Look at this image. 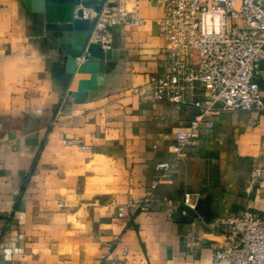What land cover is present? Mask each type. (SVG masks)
Listing matches in <instances>:
<instances>
[{
    "label": "crops",
    "instance_id": "1",
    "mask_svg": "<svg viewBox=\"0 0 264 264\" xmlns=\"http://www.w3.org/2000/svg\"><path fill=\"white\" fill-rule=\"evenodd\" d=\"M79 11L51 4L46 22L72 23ZM139 11L145 25L110 30L117 60L93 79L66 73L21 0H0V264H229L212 261L225 218H264V188L251 182L264 117L222 110L177 153L176 133L199 112L153 99L150 76L169 72L156 24L163 11L147 0ZM255 80L264 97V60ZM161 162L170 169L137 211ZM186 194L210 199L219 217L176 221ZM120 205H134L131 223L117 217Z\"/></svg>",
    "mask_w": 264,
    "mask_h": 264
},
{
    "label": "built area",
    "instance_id": "2",
    "mask_svg": "<svg viewBox=\"0 0 264 264\" xmlns=\"http://www.w3.org/2000/svg\"><path fill=\"white\" fill-rule=\"evenodd\" d=\"M80 0L83 19L93 23L90 41L109 48L110 28L141 27L140 2L101 0L99 10ZM161 7L156 20L159 36L165 42L166 75H152L148 87L154 100L193 108L198 117L187 129L176 133V152L195 144L205 119L222 110L258 113L264 117V97L255 80L259 63L264 60V0H147ZM82 149L88 148L83 146ZM170 169L167 162L157 165L160 173L143 198L136 204L144 211ZM251 182L264 188V158L251 174ZM198 196L186 194L183 203L196 208ZM120 205L117 217L131 223L129 208ZM227 234L216 247L214 263L264 264V218L252 210L230 213L225 218ZM127 249L123 256H127ZM121 264V262H118Z\"/></svg>",
    "mask_w": 264,
    "mask_h": 264
},
{
    "label": "water",
    "instance_id": "3",
    "mask_svg": "<svg viewBox=\"0 0 264 264\" xmlns=\"http://www.w3.org/2000/svg\"><path fill=\"white\" fill-rule=\"evenodd\" d=\"M26 9L32 13L34 19L36 36L42 32L50 35V45L57 50L61 62L65 66L68 75L89 74L96 79L97 76L104 75L113 67L112 61L117 60L113 53L118 48V44L113 41L109 48L104 50L102 44L90 43L91 22L83 19V10L78 12V18L72 23H48L46 19L50 11L51 4H76L80 0H21ZM101 1V0H97ZM98 11L99 7L96 6ZM113 28H110L112 30ZM39 32V34H38ZM82 61V62H81ZM218 218L211 208V201L208 198L198 199L196 208L191 209L183 202L176 211V221L190 224L196 219L202 218L209 223L214 218Z\"/></svg>",
    "mask_w": 264,
    "mask_h": 264
},
{
    "label": "rangeland",
    "instance_id": "4",
    "mask_svg": "<svg viewBox=\"0 0 264 264\" xmlns=\"http://www.w3.org/2000/svg\"><path fill=\"white\" fill-rule=\"evenodd\" d=\"M126 2L129 4V9H131V6H132V4H133V0H126ZM45 32H42L41 34H44ZM38 34H39V32H38ZM40 35V34H39Z\"/></svg>",
    "mask_w": 264,
    "mask_h": 264
},
{
    "label": "bare ground",
    "instance_id": "5",
    "mask_svg": "<svg viewBox=\"0 0 264 264\" xmlns=\"http://www.w3.org/2000/svg\"><path fill=\"white\" fill-rule=\"evenodd\" d=\"M80 76H78V78H79Z\"/></svg>",
    "mask_w": 264,
    "mask_h": 264
}]
</instances>
